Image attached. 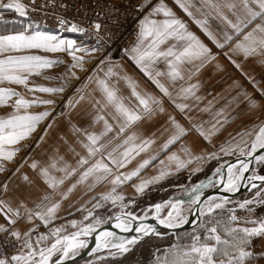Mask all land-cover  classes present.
Returning a JSON list of instances; mask_svg holds the SVG:
<instances>
[{"label":"snow or ice","instance_id":"6c2138e0","mask_svg":"<svg viewBox=\"0 0 264 264\" xmlns=\"http://www.w3.org/2000/svg\"><path fill=\"white\" fill-rule=\"evenodd\" d=\"M151 2L152 0H146V3L137 6L138 10L142 11ZM174 3L193 19L216 48L229 49L228 52H224V55L264 98V87H261L259 82H256L253 77L245 73L240 63L232 59L233 55H242L245 60L258 58L257 62L264 65V0H218V2L201 0L202 7L208 9L207 12H201L204 19H196L194 16L191 11V8L194 7L192 0H174ZM31 4L34 6L36 0H31ZM98 6L109 12L119 11L113 4ZM223 9L231 12L232 16L235 17V21L229 19ZM4 11H11L19 17L27 18L30 11H37V9L35 7L29 8L21 0H7L6 3L4 0H0V24L10 23L5 19ZM197 11H201V9L198 8ZM213 14L215 18L226 25L225 30L221 33L222 40L218 39L209 27L208 16ZM256 21L259 22L256 23ZM11 23L20 24V28L12 30L11 34H0V56L3 57L0 58V85L5 82L20 85L30 93H63L67 85L61 87L29 86L31 76L40 75L41 70L51 68L53 65L62 62L32 54V50H41L48 53L66 52L73 61L70 68H78L80 71H86L87 69L85 68L84 55H77L78 52L91 55L102 50L101 40H103V37L100 36V32L103 25L100 22H95L92 25L98 37L96 41L98 46H93L91 49L77 45L74 40L62 39L53 32L44 31L43 28H46V25L42 26L36 22L24 23L23 20L11 21ZM59 23L62 31L67 30L81 34L87 31L77 24H72L71 27L65 29L66 21L63 18H59ZM253 24L254 26L251 27L250 31H245ZM228 28L232 29L231 33L227 31ZM241 35L242 39H236ZM124 54L159 90L162 97H166L191 123L192 117L186 113V110H191V106L181 101L201 99L197 95L201 85L199 82L189 83V81L194 76L199 75L202 69L216 61L217 57L211 48L191 32L183 20L177 17L172 8L165 3V0H159L148 15L140 21L137 41L131 48L125 49ZM100 63L104 64L105 61L101 60ZM161 63L165 66L164 70L158 67ZM216 67L223 70L219 63L216 64ZM118 68L122 69V65L109 63L106 70L104 68L99 69L103 72L102 76L94 73L87 77L89 82L95 83L96 89L94 91H98L100 94L98 99L94 94H88L95 115L92 116L88 126L80 127L72 124L70 128L71 134L75 137V144L83 149V153L77 151V148L69 144L67 139L61 137V139H64L65 144H68V152L76 158L75 165L73 166L65 159L64 155L60 154L59 149H56L54 155L49 157L46 164L34 160L30 165L39 180L46 186V189L50 190L44 191L38 202L32 201L34 207H29L25 199L19 197H14L17 200L15 206L10 200L0 198V217L3 218V223H0V238H2L0 239V248L18 247L15 254L0 256V264H64L65 260L77 255L80 248L87 246L86 241L79 239V237L94 232L95 225H98L100 221L96 220L95 225L88 224L71 235H61L65 231L63 227L50 229L47 234L36 235L35 242H33V233H36L39 228V225L34 224V221L39 220L47 227L57 218L56 213L60 209L62 201L66 200L78 185L85 184L89 179L92 181L88 184L89 189L106 180L113 185L111 192L101 197L102 201L111 200L113 204L117 201H123L124 197L116 194L117 187L138 176L141 170L157 159L158 152L144 159L131 172L119 173L118 171L127 167L141 153H146L152 148L156 143V132L145 136L142 125L156 121L166 112L162 97L141 89L138 81L133 76L127 72L117 71ZM71 75L79 79L75 72H72ZM46 78L51 79V77ZM161 78H165L172 86H175L178 81H185L186 86L181 84L179 91L174 96ZM121 81L129 90V96L122 94L119 87ZM233 84L241 91L232 100H237L240 96H243L250 110L264 108V103L256 100L246 90H243L238 81H234ZM13 97L16 99L10 106L13 107L14 111L7 117H0V172L7 171L3 161L11 162L21 150L15 147L6 148L5 146L17 145L30 137L37 130L38 125L51 115L49 111L31 114L27 110L34 106L55 103L51 99H25L20 92L13 88L0 87V106H9V101ZM85 99V95L69 99L68 106L75 108ZM133 100L135 103H133ZM21 109L24 110L23 114H21ZM208 110V108L201 109V111ZM217 115H223V109ZM101 122L102 129L99 132L89 130ZM225 122L227 121L225 120ZM219 123L220 121L217 120V124ZM48 127L50 128L51 124ZM191 127L209 143H211V137L219 131L215 124L209 131H205L202 124L193 123ZM157 131L160 132L161 136L168 133L167 139L160 146V152L168 151L189 134V129L185 128L172 115H168L165 125H161ZM240 135L242 137L241 142L245 144L248 142L243 137H255L249 151L240 150L241 156H252L258 149H264V122L253 126L252 129ZM41 139H43V136ZM116 139H120L121 142L110 151H107L108 146ZM180 150L191 156V149L188 146L182 145ZM221 151L231 152L232 148L222 146ZM201 158L197 157V159ZM254 158L258 163H264V155L255 156ZM167 159L169 162H176L178 168L184 167L186 163L176 153L168 155ZM160 163L163 165L164 161L161 160ZM16 171H19V169H16ZM246 171H248V164L243 161L238 173H234L232 168H229L225 191L238 190L239 182L244 179ZM217 172L219 173L220 169H217ZM166 174L162 170L160 175L154 179L159 180ZM74 177V182L67 187L66 191H60L61 186L68 181H72ZM110 177L111 179H109ZM8 179H11V177H8ZM22 179L28 185L33 184V180L27 174H24ZM248 179L251 186L256 188L257 185L252 182L256 180L264 182V175L253 174ZM151 182L142 181L136 186V190L143 192L146 184ZM201 187L202 185H197L192 189V192H198ZM0 191L6 195L10 192L7 182L0 184ZM262 193H264V188L257 192L258 199L245 200L239 204V208L246 209L249 212L254 211L249 205L264 204ZM55 195L60 196L59 201H54L53 197ZM25 198L27 199V196ZM199 202V195L193 196L190 201L191 204H198ZM227 203H229L227 198H219L217 201V198L213 197L205 201V205L198 209L203 219H200L197 228L192 233L186 234L188 242L182 243L183 238L177 237V242L164 249L162 256L155 255L153 264H246V261L254 256V253L248 250L254 238L264 237V217L245 218L241 221V217L236 215V209H227L228 215H225L224 209ZM182 204L183 201H176L175 203L155 205V218L165 227H181L189 222L188 217L182 214ZM94 207H100V204L97 203ZM164 208H170L171 210L168 211L167 218H160L159 214ZM217 210L220 211L217 212ZM91 215L92 213L89 212V216ZM122 215H126L128 218L122 220L120 215L116 216L118 223L115 227L124 232L132 231V222L137 217L131 213H122ZM87 218L85 217V219ZM140 219L142 221L146 217ZM241 222L252 226H239ZM22 223L28 225V227L22 228ZM71 226L77 227V222L72 221ZM135 232L139 235L132 239L116 237L111 232H101L96 237L97 248L112 247L123 254L129 252L131 250L130 246L136 245L144 237L161 235L155 227L143 222L135 228ZM102 237L103 240H101ZM53 238L54 242H51ZM157 252L159 253L160 250L157 249ZM54 257H56L55 260Z\"/></svg>","mask_w":264,"mask_h":264},{"label":"crops","instance_id":"0c3cea01","mask_svg":"<svg viewBox=\"0 0 264 264\" xmlns=\"http://www.w3.org/2000/svg\"><path fill=\"white\" fill-rule=\"evenodd\" d=\"M4 2L6 3L7 0H4ZM152 2V7H154L155 4L159 2V0H152ZM213 2H218V0H213ZM165 3L170 8H172L178 18L184 21L191 32H193L209 48H211L212 52L217 57L216 61L202 69L199 75L194 76L193 79L189 81V83L199 82L201 87L199 88L197 95L201 97V99H189L186 101H181L188 103L191 106L190 111L186 110L187 115L192 117L191 123H189V121L184 118V114H181L166 97H162V94L159 92V90L156 89L151 81H149L147 77H145L143 73L139 71V69L128 57L125 61L105 62L104 64L93 68L85 77V80L81 81L85 71H80L78 68H70V65L73 63V61L71 56H69L66 52L48 53L41 50H32V54L42 55L49 59L59 60L62 62L53 65L51 68L41 70L40 75L31 76L29 79L30 87L33 85H42L46 87H61L67 85L64 92H73L71 93L69 99L76 98L79 95H85L86 99L75 108L69 107L66 115L56 117L52 120L49 119L50 116L47 117L38 125L37 130L33 132L30 137L21 141L19 144L5 146L6 148L15 147L23 149L32 143L35 138H38V136L40 137L34 151L30 153L25 162H23L18 168L19 171H16L9 181L8 185L10 192L7 195L4 194L3 196V198L10 200L13 206H15L17 203V200L14 199V197H19L20 199H25V202L29 207H34L32 201L35 200L38 202L39 197L44 191H50L46 189V186L39 180L36 173L31 169L30 165L34 160L40 162L41 164H46L49 157L54 155L55 150L59 149L60 154L64 155L65 159L72 163L73 166L75 165L76 158H74L72 154L68 152V144H65L64 139H61V137L67 139L69 144H72L77 148V151L83 153V149H81L79 145L75 144V137H73L71 134L70 128L72 124H76L80 127L88 126L91 122L92 116L95 115V110L93 109L92 104L89 102L88 94H94L97 99L100 98V94L98 91H94L96 89V85L94 82H89L87 77L93 75L94 73L102 76L103 72L99 71L100 68H104V70H106V66L109 63L112 65H122V69L118 68L116 70L127 72L129 75L133 76L136 81H138L141 89L153 93L158 97H162L164 101L163 106L166 109L165 114L160 116L156 121L144 123L142 125L145 136H149L151 133L156 132V143L148 152L141 153L139 156H137L130 164L127 165V167L118 170L119 173L131 172L144 159L149 158L151 155L156 154L157 152L159 153L157 159L153 160L148 166L141 170L138 176L117 187L116 194L122 195L124 197L123 201H117L115 204H113L111 200L102 201L101 197L104 194L111 192L113 185L108 180H106L97 184L94 188L89 189L88 184L92 183L91 179H89V181L85 184L78 185L77 188L68 196V198L62 201L61 207L56 213L57 218L54 219L47 227H45L39 220L34 221V224L39 225L38 230H45L48 233V230L50 229L63 227L65 231L61 233V235L67 233L72 234V232L80 230L82 226L90 224L92 219L91 216H94L98 212L105 209L107 211L113 210L112 213H114V217L116 214L121 212H130L134 214L133 210L141 209L144 206H146L145 208L148 206L150 207L151 205L154 206L168 197L179 194L175 193L177 191H185L190 183H196L199 180L208 178L211 173L217 168H220L224 162L240 154V150H244V146L246 145L245 143L241 142L242 137L240 134L249 131L253 128V126L259 125L261 122H264V108L250 110L247 101L243 96H240L237 100H232V98L236 97L241 91V89H237L233 84L234 81H238L240 85H242L243 90H246L256 100L264 103V98L260 96L248 79H246L245 76L241 74V71L236 69L228 57L224 55V52H228L229 49L225 48L221 50L216 48L215 45L203 33L200 27H198L193 21V19L184 13L183 10L174 3V0H165ZM192 3L194 7L191 8V11L193 12L196 19H204V16L201 14V12H207L208 9L202 7L201 0H192ZM198 8H200L201 11H197ZM223 11L229 17V19L235 21V17L232 16L231 12H229L227 9H223ZM13 14L17 15L11 11H4L5 19ZM22 19L25 21V23H28L25 18ZM258 22L259 21H256V23ZM208 24L210 29L217 35V38L222 40L221 33L225 30L226 25H224L219 19L215 18L214 14L208 16ZM253 26L254 24L249 26V28L245 31H250L251 27ZM43 30L53 32L62 39L74 40L76 41L77 45L84 48H92V46L83 40L77 33L64 32L48 28H43ZM227 31L231 33L232 29L228 28ZM236 39H242V35ZM233 43H235V41H233ZM77 55H84L85 68L87 70L91 67L95 58L97 57V53L86 55L83 52H78ZM0 58L3 57L0 56ZM232 59L236 60L237 63H240L243 71L249 76L253 77L256 82H259L261 87H264V65H260L257 62L258 58H249L248 60H245L242 55H233ZM217 63L222 66L223 70L217 69ZM158 67L161 70H164L165 66L163 63H161L158 65ZM72 72H75L79 79L73 77L71 75ZM185 75L187 76V73ZM46 77H51V79ZM161 79L162 82H164L169 87L170 91L173 92L174 96L179 91L181 84H185V81H178L176 82V87H171L172 85L165 78ZM0 87L13 88L14 90L20 92L25 99L32 100L39 98L51 99L55 101V103L52 105H40L29 108L27 111L31 114H38L43 111H49L51 113L52 109L57 105L59 98L62 96V93H30L23 86L9 84L7 82L0 85ZM119 87L122 90L123 95H130L129 90L125 87L122 81L120 82ZM15 99L16 98L13 97V99L9 101V106H0V117H7L14 111L13 107L10 105L13 104ZM133 103H135L134 100ZM204 108H208L209 110L201 111V109ZM221 109H223V115L218 116L217 114L221 111ZM23 112L24 110L21 109V114H23ZM168 115L175 116L185 128L189 129V134L185 136L180 142L173 145L168 151L160 152V146L167 139L168 133H165L163 136H161L157 129H160L161 125H165ZM217 120L220 121L219 124H217ZM225 120L227 122H225ZM193 123L202 124L205 131L211 130L212 126L215 124L219 131L211 137V143H209L208 141L204 140L203 137H201L195 131V129L191 127V124ZM49 124H51L50 128L48 127ZM101 129L102 122L97 124L94 128H90L89 130L99 132ZM45 131L47 132L46 135ZM42 136L43 139H41ZM251 137H243V139L248 141ZM120 142V139L113 140L108 146L107 151H110ZM182 145H186L191 149V156L186 155L180 150ZM222 146L224 148L231 147L232 151H221ZM19 153L20 151L11 162L3 161L7 171L0 172L1 177L8 174L10 165L15 162ZM172 153H176L182 161L186 162L184 167L178 168L176 162L168 161L167 157ZM197 157L202 158L197 159ZM161 160L164 161L163 165L160 163ZM162 170L167 174L163 178L155 180L154 178L159 176ZM24 174H27L33 180L32 185H28L23 181L22 176ZM109 179H111V177ZM74 180L75 177L72 181L66 182L65 185L61 186L60 191H66L67 187L70 186ZM142 181L152 182L146 184L143 192H138L136 190V186H138ZM25 196H27V199ZM53 199L54 201H59L60 196L55 195ZM97 203L100 204V207H94V205ZM132 208L133 210L130 211ZM89 212L92 213L91 216H89ZM85 215H88L91 218L86 220ZM72 221L77 222V227L71 226ZM0 223H3L2 217H0ZM240 226L251 227L252 225L240 223ZM21 227L27 228L28 225L22 223ZM181 236L182 235L176 236L174 238L173 244L177 242V237ZM51 242H54V240ZM181 242L184 243L185 240L182 239ZM248 250L252 251L254 256L252 259L246 261V264H264V237H258L254 239ZM160 255L162 256L163 252H161Z\"/></svg>","mask_w":264,"mask_h":264},{"label":"built area","instance_id":"2783aa9c","mask_svg":"<svg viewBox=\"0 0 264 264\" xmlns=\"http://www.w3.org/2000/svg\"><path fill=\"white\" fill-rule=\"evenodd\" d=\"M21 2L28 5L29 8L35 7L37 9V11H30L29 17L26 18L30 22L61 28L59 18H63L66 21L65 29L71 27L72 24L85 28L87 30L84 33L85 41L92 47L98 46L96 45L98 37L92 25L95 22H100L103 25L100 32V36L103 37V40H101L102 50L97 53L91 68L101 65V60L105 62L125 61L127 56L124 54V50L131 48L136 43L140 21L153 6L148 5L142 11L138 10L137 6L146 3L145 0H36L34 6L31 4V0H21ZM103 4H113L119 11L109 12L98 6ZM88 71L84 72L81 81L85 80ZM71 93L73 92H68L67 96H63L58 100V104L53 108L49 119L52 120L67 114ZM39 139L38 136L37 143ZM25 159L22 162H14L8 170V174L3 177L0 176V184L4 182L9 184L11 179H8V177L12 178L13 173L16 172V169L21 166ZM4 194L0 191V198H3ZM41 233L47 234L45 230H38L33 233V242H35L36 235ZM17 251L18 247L0 248V256L5 254L11 256Z\"/></svg>","mask_w":264,"mask_h":264},{"label":"water","instance_id":"95a60500","mask_svg":"<svg viewBox=\"0 0 264 264\" xmlns=\"http://www.w3.org/2000/svg\"><path fill=\"white\" fill-rule=\"evenodd\" d=\"M259 155H264V149H258L255 153H253L252 156L244 155V156L236 157L226 162L224 164V167L220 169L219 173L217 171H214L211 173V175L208 178L197 182L193 186V188L196 187L197 185H202V187L199 189L198 192H192L193 188H191L186 193L171 196L165 201L158 203V204H168L169 202L175 203L176 201H183V204L181 205V207L184 206L185 204H189L192 206L190 213L187 215L189 222L182 225L181 227L168 228V227H165L163 224H160L159 220L155 218L156 212H155V205H154L149 208V210L153 211L151 215H147V212L144 213V215H142L141 217L132 214L133 216L137 217V219L132 222L133 230L124 232V231H121V229L115 227V225L118 223V221L116 220V216L120 215L122 220H126L128 218L126 215H122V213H125V212H121V213L116 214L112 218V220L108 222L107 224H103L101 226L95 227V231L92 232L91 234L87 236L81 235L79 239L85 240L87 243V246L80 248L78 250V254L73 256L70 259L65 260L64 264H74L76 262L84 261L86 259H91L94 256H99V255L114 256L113 253H115V255L127 254L128 252L120 254L117 249L112 248V247L97 248L96 237L101 232H111V233H114L116 237H124L125 239H132L133 237L139 235L138 233L135 232V228L139 226L141 222L155 227L161 235L144 237L136 245L130 246L131 250L134 249L138 244L150 238H165L167 236L175 235L178 233L193 232V230L196 229L200 219H203V217L200 216L198 209L200 207H203L205 205V201H208L209 198L215 197L217 198V201L219 200V198H227V200L229 201L231 199H234L242 195L243 193L251 192L252 190L255 189L251 186V183L248 178L251 176V171L256 163V159L254 157L259 156ZM242 161L248 164V171L244 173V179H242L239 182L238 190L233 191V192L225 191V184L227 183L229 168H232V171L234 173H238ZM210 181L211 183H209ZM252 183H255L257 187L264 184V182L259 181V180L253 181ZM210 188L212 189L209 190ZM196 195L200 196V202L198 204H191L190 201L192 197ZM170 210L171 209L169 208V211ZM162 212H163V209L159 214L160 218H167V214L165 216H162L163 215ZM142 217H146V219H143L141 221L140 218ZM103 239L104 238L102 237L101 240ZM109 239H112V238H109Z\"/></svg>","mask_w":264,"mask_h":264},{"label":"rangeland","instance_id":"374dc122","mask_svg":"<svg viewBox=\"0 0 264 264\" xmlns=\"http://www.w3.org/2000/svg\"><path fill=\"white\" fill-rule=\"evenodd\" d=\"M154 2V1H153ZM153 2H151V4H149V5H152V3ZM152 9V8H151ZM151 9L149 10V12L151 11ZM148 12V13H149ZM148 13H147V15H148ZM25 20L29 23L30 21L28 20V19H26L25 18ZM72 33V32H71ZM73 33H76V32H73ZM78 34V33H77ZM79 35V34H78ZM83 40L85 39L82 35L80 36ZM93 65V64H92ZM92 65H91V67H92ZM88 68V72L87 73H89L93 68ZM171 87H173V86H171ZM175 87H176V85H175ZM68 95V92L66 93V92H64V93H62V96L60 97V98H62L63 96H67ZM59 98V99H60ZM58 104V103H57ZM52 111H53V109H52ZM51 111V112H52ZM50 118V117H49ZM251 137V136H250ZM254 136H252L251 138H249V140L247 141L248 143L244 146V151L245 152H247V151H249L250 150V145H251V143H252V141L254 140ZM37 138H35L34 139V141L32 142V143H30L29 145H27L25 148H23V149H21L20 150V153H19V155H18V157H17V159L15 160V162H22L24 159H25V157H26V159H27V157L30 155V153L31 152H33L34 151V149L36 148V145L38 144L37 142ZM36 142V143H35ZM35 143V144H34ZM28 155V156H27ZM239 156H241L240 154H238V155H236V156H234L233 158H231L230 160H232V159H234V158H236V157H239ZM25 159V160H26ZM230 160H228V161H230ZM228 161H226V162H228ZM25 162V161H24ZM226 162H224L223 163V165H221V167L220 168H217V169H222L223 167H224V164L226 163ZM13 166V164L12 165H10V167H12ZM217 169L216 170H214V171H217ZM213 171V172H214ZM253 174H256V175H264V163H255V165H254V167H253V169H252V171H251V176L253 175ZM250 176V177H251ZM206 179V178H205ZM203 180V179H202ZM199 181H201V180H199ZM199 181H197V182H199ZM196 182V183H197ZM195 182H192V183H190L189 185H188V188L185 190V191H183V192H179V191H177V192H175V193H179V194H182V193H186V192H188L191 188H193V186L196 184ZM261 188H264V184H262V185H260L259 187H257V188H255L254 190H252L251 192H246V193H243L242 195H240V196H238V197H236V198H234V199H231V200H229V203H227L226 205H225V209H224V214L225 215H228V213H227V208H229V209H236V215H238L240 212H244V216L247 214L248 215V217L250 218L251 216L252 217H256L257 216V218H261V216H258V214L260 215V214H264V212H262V208L264 207V204H260V205H257V204H253V205H249V207L250 208H253L254 209V211H252V212H249V211H247L246 209H240L239 208V204L240 203H242L243 201H245V200H253L254 198L255 199H258L259 197H257L256 196V194H257V192L261 189ZM212 188H210L209 190H211ZM179 194H177V195H179ZM173 195V194H172ZM176 195V194H175ZM175 195H173V196H175ZM262 196H264V193H262L261 194ZM169 198V197H168ZM167 198V199H168ZM166 200V199H165ZM165 200H163V201H165ZM162 201V202H163ZM146 206H144L143 208H141V209H137V210H133V208L132 209H130V211H132L133 210V212H134V215H137V216H139V217H141L142 215H144V213H146L147 212V215H151L152 213H153V211L152 210H149V208L150 207H152V205L149 207H147V208H145ZM191 208H192V206L191 205H189V204H185L184 206H182L181 207V209H182V214L183 215H185V216H187L189 213H190V211H191ZM169 211V208H164L163 209V212H162V216H165L166 214H167V212ZM220 210H217V212H219ZM260 211V212H259ZM113 212V210H111V211H107L106 209L105 210H103V211H100V212H98L97 214H95L94 216H91L92 217V219H91V223L90 224H93V225H95V222H96V220H99L100 221V223L98 224V225H95V227H97V226H101V225H103V224H107L108 222H110L111 220H112V218H113V215H114V213H112ZM125 213H130V212H125ZM132 214V213H131ZM85 217H88L86 220H88L89 218H91V217H89L88 215H85ZM87 223H89V222H87ZM84 226H86V225H84ZM84 226H82V227H84ZM81 227V228H82ZM81 228H80V230H81ZM197 228V227H196ZM80 230H78V231H80ZM78 231H75V232H78ZM75 232H72V233H75ZM184 233H192V232H183V233H178V234H175V235H170V236H180V235H182L181 237H183V240H185V242H188V238H187V236L184 234ZM63 235V234H62ZM64 235H69L68 233L67 234H64ZM201 235H203V233H201ZM170 236H167V237H170ZM167 237H165V238H167ZM151 239V238H150ZM150 239H147V240H150ZM146 240V241H147ZM145 242V241H144ZM172 242H174V240L172 241ZM143 243V242H142ZM141 244V243H140ZM173 244V243H172ZM50 245V244H49ZM139 245V244H138ZM137 245V246H138ZM136 246V247H137ZM135 247V248H136ZM167 247H170V246H164V247H162V248H159V250H160V252L158 253L157 252V249L154 251V256H153V260L152 261H154V259H155V255H160V253L161 252H163V250L164 249H167ZM135 248L134 249H132L131 250V252H133L134 250H135ZM129 253V252H128ZM124 255H126V254H123V255H114V256H112V255H109V256H106V255H99V256H94L93 258H91V259H86V260H84V261H80V262H76L77 264H119L118 262H116V260H122L121 258L124 256ZM54 260L56 259V257H54L53 258ZM122 262V261H121ZM120 262V263H121ZM130 262V264H132V262L131 261H129ZM76 263H74V264H76ZM125 263H127V261H125L123 264H125ZM134 263V262H133ZM152 264H153V262H152Z\"/></svg>","mask_w":264,"mask_h":264},{"label":"trees","instance_id":"16d2710c","mask_svg":"<svg viewBox=\"0 0 264 264\" xmlns=\"http://www.w3.org/2000/svg\"><path fill=\"white\" fill-rule=\"evenodd\" d=\"M6 20L10 21V23L0 24V34H9L12 32V30L19 29L20 24L11 23V21H18V20H23V19L18 17L17 15L13 14V15H10L8 18H6ZM24 23H25V21H24ZM262 212H264V207L262 208ZM237 216L241 217V221L245 218H247V219H256L257 218V216L256 217L251 216L250 218L248 217V215L244 216V212H240ZM258 216H261V218H262V217H264V214L263 213L260 215L258 214ZM48 232H49V230H48ZM184 234L186 235V233H184ZM175 237L170 236L167 238H151L150 240H147V241L139 244L133 252L130 251L129 253H127L126 255H124L121 258L122 260H116V262H118L119 264H123L125 261H127V263H125V264H130L129 261H131L132 264H152L154 251L156 249L162 248L164 246H171L173 243L172 241L174 240ZM254 239H256V238H254ZM53 240H54V238L52 239V241Z\"/></svg>","mask_w":264,"mask_h":264},{"label":"bare ground","instance_id":"6f19581e","mask_svg":"<svg viewBox=\"0 0 264 264\" xmlns=\"http://www.w3.org/2000/svg\"><path fill=\"white\" fill-rule=\"evenodd\" d=\"M42 26H44V25H42ZM46 28L62 31L61 28H58V27H55V26H47ZM64 32H65V31H64ZM72 33H73V32H72ZM78 34H79L80 36L82 35V36L85 38V34H81V33H78ZM84 40H85V39H84ZM256 163H258V162L256 161Z\"/></svg>","mask_w":264,"mask_h":264}]
</instances>
